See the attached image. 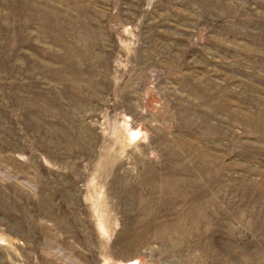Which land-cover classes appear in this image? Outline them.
I'll list each match as a JSON object with an SVG mask.
<instances>
[{"label": "rangeland", "instance_id": "rangeland-1", "mask_svg": "<svg viewBox=\"0 0 264 264\" xmlns=\"http://www.w3.org/2000/svg\"><path fill=\"white\" fill-rule=\"evenodd\" d=\"M125 263L264 264V0H0V264Z\"/></svg>", "mask_w": 264, "mask_h": 264}, {"label": "bare ground", "instance_id": "bare-ground-1", "mask_svg": "<svg viewBox=\"0 0 264 264\" xmlns=\"http://www.w3.org/2000/svg\"><path fill=\"white\" fill-rule=\"evenodd\" d=\"M123 126V125H122ZM125 127V126H124ZM127 128V127H126ZM138 132V131H137ZM137 132L136 131H130L129 133H127V135H128V139H131V140H133L132 138H136V137H138L137 135ZM137 139V138H136ZM129 142V141H128ZM164 182V181H163ZM167 182V181H166ZM187 222V221H186ZM188 223V222H187ZM126 264V263H125ZM129 264H134V263H129Z\"/></svg>", "mask_w": 264, "mask_h": 264}]
</instances>
